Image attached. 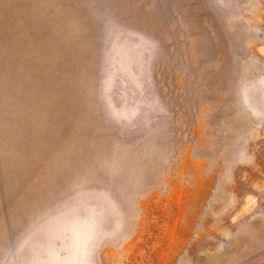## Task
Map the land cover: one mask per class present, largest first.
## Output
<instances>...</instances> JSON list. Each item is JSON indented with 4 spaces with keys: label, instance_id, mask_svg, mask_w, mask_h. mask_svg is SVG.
Masks as SVG:
<instances>
[{
    "label": "rangeland",
    "instance_id": "rangeland-1",
    "mask_svg": "<svg viewBox=\"0 0 264 264\" xmlns=\"http://www.w3.org/2000/svg\"><path fill=\"white\" fill-rule=\"evenodd\" d=\"M0 264H264V0H0Z\"/></svg>",
    "mask_w": 264,
    "mask_h": 264
}]
</instances>
